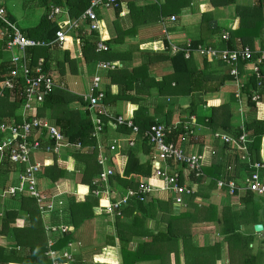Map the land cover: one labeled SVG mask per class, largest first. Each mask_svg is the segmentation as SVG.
<instances>
[{
	"label": "crops",
	"instance_id": "1",
	"mask_svg": "<svg viewBox=\"0 0 264 264\" xmlns=\"http://www.w3.org/2000/svg\"><path fill=\"white\" fill-rule=\"evenodd\" d=\"M41 1V0H40ZM6 2L8 0H0V6H3L6 9L7 14L10 16L13 23H16L14 16L11 15L9 9L7 8ZM252 0H234L233 5H227L224 7H213L211 6V0H119V11L115 13L116 8H104L99 7L95 8V13L97 16V21L100 26L99 32H96L94 35L93 32L88 30V23L80 21L78 24V28L68 32V40L64 44L62 48L57 47H48L50 48L49 55V62L50 65L49 74L53 78L54 83L57 85L58 88L56 89H64L68 91L71 95H75L82 100V96L87 94L89 91V84L91 82V78L95 74L96 62L93 66H87L84 64L82 59L77 57V53L82 47V42L85 39L90 38H97L95 41V49L96 44L100 41L104 42L105 45H108L107 42L112 40L109 49H112L117 52H132V58L127 61L128 66H139L142 61V56L138 54V51L142 52H150V53H168L171 56L172 54L169 52L170 44L176 45L181 50L184 49L189 43L191 45L193 42L199 40V38L204 35L205 33L201 32V21L202 15L205 13H212L213 20L215 21L216 25L225 30H235L239 25V19L235 14L236 6H248L252 5ZM30 0H26V5L23 6L30 11V15L32 17V22L34 21V25L31 22L30 28L36 27L43 15H45L44 6L39 3V8H30L29 7ZM14 5V4H13ZM49 5H53L51 1H49ZM48 5V6H49ZM62 9L65 12L61 18L56 19V25L58 27L65 26L69 21L76 20L77 18H71L67 9L62 8L60 6H55ZM8 9V10H7ZM36 11V12H35ZM103 11V12H102ZM110 11H113V14L110 15ZM174 17V20H171V17ZM80 17V16H79ZM78 17V18H79ZM26 24H30V21H26ZM60 25V26H59ZM25 28V29H30ZM60 29V28H59ZM58 29V30H59ZM22 30V29H21ZM122 33V41L121 43L114 44V40L118 38V34ZM224 33L228 32H223ZM125 34V35H124ZM210 35V34H209ZM229 38V35H228ZM34 40V39H33ZM228 40V39H227ZM223 40L222 36L219 38L217 33H214L207 37L206 42L198 46H209L215 48L217 50H228L225 47L226 41ZM35 41H43V40H35ZM3 51L2 57H0V63L2 62H9L11 53L13 51H7L5 49V43H3ZM149 44H157L156 48H144L145 45ZM255 52L260 50L259 46V39L255 40ZM197 46V47H198ZM242 47V46H241ZM249 47V46H248ZM35 48H42V47H35ZM46 48V47H45ZM240 48V47H239ZM233 50V49H232ZM96 51V50H95ZM66 52H68L67 59L75 61L76 71L72 70L69 71V64L66 62ZM61 53V54H60ZM8 54V55H7ZM18 54V50H14V55ZM26 56H28L31 61V66H34L40 59L45 62L44 56H39L38 58H34L33 55L30 54V49L27 48L25 50ZM7 55V56H6ZM184 56V55H183ZM194 63L196 64L197 68H203V61L207 60L209 64V71L216 72L217 75H222L223 73L229 74V67L224 63L217 61V60H208L204 59L198 55H192ZM190 57V58H191ZM185 58V57H184ZM189 58V59H190ZM188 59V58H185ZM99 62H108L115 64L118 66L117 68H121L122 64L119 61H99ZM241 68V69H240ZM91 71V74L88 72ZM240 77L239 82L242 84L241 91L244 93V85L248 82L249 78L254 76L252 74V64L249 63L245 66H239ZM62 73L64 75H62ZM149 76H153L155 81H161L162 77L169 76L171 74V67L168 63H162L153 66L149 69ZM102 75V74H101ZM103 76V75H102ZM103 79V78H102ZM256 79V78H255ZM105 86L106 82L102 80L101 89L105 95ZM237 91V86L235 80L227 81L216 94H207L203 95L202 97H193V95L189 96H173V97H166V98H158L155 95V92H152V96L150 98H146L145 101H141L138 105L132 104L131 102L126 101H119L117 104L110 103V104H103L104 110L112 116H122L124 118L132 119L135 113L138 110L139 106H143L144 114L147 116H153L154 124H163L165 120V114L162 113L161 115H154V109L160 105L165 106V110L172 112V120L170 126H178L181 124L179 120V112H183V110H188L192 102L198 105V109L196 115H192L188 117H181L184 119L182 126V130H184V126H189L190 130L192 131L191 135L186 134L185 130L183 131L184 134L181 136L184 137L186 134V139H179L177 141V146L182 148L186 153H199V154H206V160L204 161L203 171L205 168H208L213 160V157L216 156L217 151L223 147L224 144L220 139L214 137V134H222L227 135L231 138H234L231 135L233 132L230 130L228 132H219L215 131L212 132L208 129L204 124L201 125L198 123V117H208L210 115V108L208 105H204L201 102H211L217 105H225L230 104V102H236L239 108V111H236L234 108L231 107L232 112L236 116L233 120L232 129L233 131L238 129L239 137L242 134L241 131V124L244 126V122L246 120V113L247 111V102L240 104L237 99L235 98V94ZM119 92L118 87L116 85L110 86V93L112 95H116ZM260 94V100L256 104L255 109V116L258 120H264V93L261 91V88H258L257 91ZM253 92V93H255ZM252 93V94H253ZM245 94V93H244ZM246 95V94H245ZM134 97H139L133 95ZM252 96V95H251ZM161 100H165V104L161 102ZM167 101V102H166ZM196 101V102H195ZM83 102V101H82ZM84 103V102H83ZM210 104V103H209ZM21 105L17 108L15 114L19 117L20 121L29 120L31 119L30 116H22L21 115ZM45 108L44 105L39 108L36 112V117L45 118L49 123H51L61 134L63 137V143H68L70 146L68 148L62 147L59 153H54L53 151H48L46 146L51 145V148L54 146L53 140H46V131L42 130L40 133V145L41 148L39 151L35 152L34 155L31 157L32 162L42 164L44 163L42 168L36 173V180L38 187L41 191L44 192L49 198L52 197L54 205L52 210L47 214H42L38 207L39 213L41 215V219L43 222V229L46 236V248L47 250L52 249L60 254L63 250L68 251L72 256V262L69 264H105L96 262L94 257L99 255L103 252L105 248H112L115 252V257L117 260L116 264H121V257L119 252V239L116 237V229H115V220L116 215L108 213L105 208L109 206L111 200L119 198V194L126 192L128 189H123L118 184L112 185H105L99 186L96 191L92 192V195L97 199V201L93 204L91 203V213L92 216L83 221L82 224L78 228H74L73 224L71 223L70 218V201L75 202L76 204L84 203L86 198L90 194V188L88 184H82L81 179L83 170L82 165L79 163L78 159L75 157L77 153H81L86 155L90 153L92 148H84L79 142L73 143L66 139V137L61 133L60 128L53 124L52 119L49 118L48 115H39V112ZM69 110H76L79 112L80 118H84L85 115L89 114L90 121L92 124L91 118L94 116V113H90L88 107L86 105H82L77 102H71L68 104ZM191 118L192 121H191ZM3 122H10V121H1ZM153 124V125H154ZM152 126V125H151ZM245 129V128H244ZM128 131V130H127ZM127 131L119 130V128H114L109 124H105L103 131L99 134L98 139L95 137L91 138L95 140L96 144V161L99 155L106 156L107 163L105 167H100V172L104 168H111L113 169V161L117 165L120 173L123 172L127 160L128 155L133 152L137 156V158L141 162L150 161L152 156L154 155L153 147L139 135L133 136V134ZM130 131V130H129ZM92 132H93V124H92ZM246 132V130H245ZM249 135L250 133L246 132ZM134 137V143L132 146L129 145V142ZM146 142L145 143L143 142ZM79 145V147H78ZM114 145L116 147L115 152H110L109 146ZM230 149L237 152L238 155V165L241 164V168L239 167L236 169L235 163V155L231 156L228 153L233 151H228L226 155H228V162L225 168V178H232L238 186H240L246 177L249 167L246 163H242L240 161V153L236 151V148L233 144L228 145ZM82 149V151H80ZM87 152V153H86ZM249 154V153H248ZM250 159V157H249ZM264 159V137L261 139L260 145V160ZM55 161H61L65 165L66 175L63 178L58 179L55 182H51L50 180L46 179L43 175V169L49 166L54 165ZM252 162V161H251ZM6 164L0 168V170L8 168L11 166L12 170L10 172L3 173L2 178L0 179V190L6 188L9 185H14L17 181V174L22 171V167H18L16 165H8L5 167ZM173 169L180 173L182 180L190 185L195 186V193L192 195H196L200 189L207 185L208 179L204 174V179L196 180L190 174H187L184 168L172 164ZM240 166V165H239ZM247 166V168L245 167ZM228 167H232L231 172L227 171ZM174 171V170H173ZM99 172V173H100ZM239 173L237 178H234L235 174ZM261 177L264 179V171L261 173ZM96 181V179H95ZM94 181L95 185L96 182ZM240 183V184H239ZM102 184V183H101ZM156 186H159L155 189V191L151 194V198L153 199H162L168 200V192L162 191L160 189V182L156 181ZM80 187H84L85 191L81 192L79 190ZM243 191L240 192L237 196H232L230 193H227L223 190H217V188L213 189L211 192L210 199L204 200L200 198L195 199V203L198 206L203 204H212L218 207L220 210L223 206L229 205L231 208H241L240 199L245 194ZM191 196H189L190 198ZM186 198V197H185ZM184 198V199H185ZM7 200V201H5ZM188 198H186V201ZM5 202L0 201V210L6 209H14L16 210L18 201L19 200H9V198L4 199ZM155 204V203H154ZM133 206V205H131ZM188 205L185 203L182 207H177L174 204H163L162 209H158L156 205L148 206L145 209L144 215L142 216L143 225L141 227V231L138 232L140 235H132L131 233L127 235V237H131V240L128 244V250L136 251L138 249L139 244L150 241L148 237L144 235L147 232H152L153 236L159 237L158 233H165L166 227L168 224L167 214L178 215L180 212L186 210ZM88 208V207H87ZM129 206H125L121 209V216H118L121 221L125 223H129L132 216L123 217V212H127ZM87 210V209H86ZM103 218V220H98L97 218ZM22 223V222H20ZM256 225V224H255ZM254 224L251 225H244L241 227V232L246 235L252 237V243L250 245L252 252L250 254L257 255L258 250H262L264 252V232L255 233L253 230ZM46 227H66L67 232L64 233L63 236L70 233V239L66 246H64L61 250H56L55 243L57 240L62 239L57 232H52L50 230L45 229ZM145 230L147 232H145ZM217 227L212 224H202L198 225L192 229V240L190 244H193L198 247H207L212 246L217 242L222 240V237L219 236L217 233ZM132 235V236H131ZM152 239V237H151ZM156 245L154 248L150 249L148 256H162L164 253L167 255L170 253V260L171 263L174 261L175 250L170 248V244H173L170 240L168 241L167 238L159 237ZM160 241V242H159ZM49 242L52 243V246L49 247ZM222 243V252H221V259L216 261V264H228V252H227V245L224 242ZM10 242L5 237L0 236V246H5L7 248H11L12 246L9 245ZM98 244H104L103 246H98ZM161 244V245H158ZM183 247L184 244L182 241H178L177 244V254L179 256V264H185L184 255H183ZM102 249L101 252H97V249ZM46 250V251H47ZM46 253V252H45ZM164 255V256H166ZM46 257V255H45ZM48 259V258H47ZM59 261H63V259H59ZM51 262V261H50ZM261 262V261H260ZM52 264V263H51ZM138 264H159L158 261H150V262H141ZM168 264V262H166ZM262 264H264V256L262 258Z\"/></svg>",
	"mask_w": 264,
	"mask_h": 264
},
{
	"label": "trees",
	"instance_id": "2",
	"mask_svg": "<svg viewBox=\"0 0 264 264\" xmlns=\"http://www.w3.org/2000/svg\"><path fill=\"white\" fill-rule=\"evenodd\" d=\"M49 1L53 3V6H60L68 10L71 18H78L90 5L91 0H39V3L44 6L45 12L49 10ZM234 0H211V6L224 7L227 5H233ZM252 5L248 6H236L235 14L239 19V25L235 30H223L219 28L213 20L212 13H205L202 15L201 32L205 33L198 41L193 42L190 46L192 48L206 42L208 36L217 33L221 38L223 32H228L229 38L226 41L225 47L228 50L237 49L241 46H249L255 50V40L259 39L260 48L264 47V0H252ZM49 5V6H48ZM96 10H94L95 12ZM119 7L115 9V13H118ZM46 14V13H45ZM96 14V13H95ZM8 21L20 31V33L28 38L34 40H43L50 42L54 39L56 31L60 28L56 25V22H50L46 19V15H43L40 23L30 29H20L15 23L12 22L10 16L7 14ZM60 26V25H59ZM2 28L0 24V29ZM95 36L96 32H93ZM210 34V35H209ZM125 35V34H124ZM122 33L118 34V38L114 40V44L121 43ZM97 40V38H96ZM95 38L83 40L82 47L77 53V57L82 59L85 65L93 66L99 61H119L122 64L121 68L114 70H100L96 71L93 77L98 76L100 83L102 80L106 82L105 97L103 103L117 104L119 101L131 102L138 105L141 101H145L146 98L153 97L152 92L158 98H166L173 96H189L202 97L207 94H216L221 87L227 82L232 80L229 74L223 73L217 75L216 72L209 71V64L207 60L203 61V68H197L193 61V58L185 59L184 53L179 52L174 56L168 53H150L138 51V54L142 56V61L139 66H128L127 61L132 58V52H117L109 49L106 52L95 51ZM112 40L107 44L110 47ZM3 41L0 40V57H2ZM157 44L145 45L144 48H156ZM30 54L34 58L44 56L45 65L44 71L49 73L50 65L49 50L50 48H29ZM49 52V53H48ZM68 52H66L65 58L67 59ZM69 64V71H76L75 61L67 59ZM168 63L171 67V74L169 76L162 77L161 81H155L153 76H149V69L155 65ZM241 67V65H240ZM10 69V63H0V83L6 76ZM241 69V68H240ZM103 75H101L100 74ZM91 74V73H90ZM62 75H64L62 73ZM262 85L261 91L264 93V69L261 68ZM92 77V78H93ZM91 78V79H92ZM103 78V79H102ZM20 84V83H19ZM116 85L119 92L116 95L110 93V86ZM20 85H16L14 90H3L0 96V122L1 121H13L18 123L19 117L15 112L21 105L22 92L20 91ZM257 80L255 76L249 78L248 82L244 85V93L247 96V113L246 120L244 122V128L246 132L250 133L251 142L247 145L248 155L250 161L258 162L260 160V145L261 139L264 137V120H258L255 116L256 104L251 102L250 97L253 92L257 91ZM133 95L140 96L134 97ZM71 102H77L82 105H86L82 102L81 98L71 95L66 90L54 89V91L46 96L44 100V107L39 115H48L52 119L53 124L60 128L61 133L70 142H79L84 148H92L90 153L86 155L77 153L75 157L82 165V176L79 181L82 184H88L90 188V194L86 198L84 203L76 204L70 201V218L74 228H78L83 221L89 219L92 216L91 203H95L97 199L92 195L93 191H96L99 186H102L97 181L100 167L96 161V144L95 140L91 138L92 124L89 119L90 115L87 114L82 119L79 112L76 110H69L68 104ZM196 102V101H195ZM204 105H208L210 108V115L208 117H198L197 121L201 125H205L212 132H228L232 131L234 138L239 135L238 129H232L233 120L235 115L232 112L229 104L217 105L211 102H201ZM210 103V104H209ZM165 106L158 105L153 114L161 115L165 114V120L163 121L165 126L171 127L172 112L166 111ZM198 105L194 102L191 103L188 110L179 112V120L181 124L184 123V119L181 117H188L196 115ZM143 106H139L134 117L131 119L133 123L140 129L145 130L153 125V116H147L143 112ZM129 119V118H127ZM179 124L171 134L167 136L169 142L179 141L184 134L182 126ZM119 130L127 131L125 127H118ZM130 133L131 131H127ZM1 138V135H0ZM146 145V142L143 141ZM235 150V149H234ZM230 149L228 145H223L216 156L213 157L212 163L208 168L204 169V174L208 179L207 185L202 187L200 191L189 197L185 203L188 205L187 209L180 212L178 215L167 214L168 224L165 233H158L159 237L167 238L173 244H170V248L175 250L174 261L172 264H179V256L177 254L178 241H182L184 244L183 255L185 264H216V261L221 259L222 243L227 245V252L229 263L228 264H262V258L264 252L258 250L257 255L250 254L252 249L250 247L252 243V237L246 236L241 232V227L251 224H262L264 232V198L257 197L251 192H245L240 199L241 208H231L229 205L223 206L220 210L217 206L212 204H203L198 206L195 203L196 198L209 200L211 192L216 188V181L225 177V168L228 162V155H235L236 169L241 168V164L238 165L237 152ZM82 151V149L80 150ZM228 151H233L228 153ZM237 151V149H236ZM113 161L114 174L108 179V184H118L123 189L136 190L140 183L147 185H154L156 181H159L154 174L153 166L150 161L141 162L135 154L130 153L126 166L122 173H120L117 165ZM6 164V163H5ZM11 165L10 163H7ZM6 165L5 167H7ZM173 165L170 166L171 169ZM247 168V166H245ZM6 173L12 170L11 166L4 169ZM7 174V173H6ZM234 178L238 177L237 172ZM43 175L51 182H55L66 175L65 165L61 161H55L54 165L43 169ZM96 179V181H95ZM94 181L97 185H95ZM81 192L85 191L84 187H80ZM153 193V192H152ZM148 194L143 201L130 198L125 206H129L127 212H123V217L129 215L133 218L129 223H125L116 217L115 229L116 237L119 239V252L121 257V264H138L141 262L158 261L159 264L171 263L170 253L166 256H148L149 250L154 248L155 243L159 237L153 236L152 232H147L145 237H148L150 241L139 244L138 249L134 251L128 250V244L131 237H127L130 233L132 235L138 234L141 231L143 225L142 216L145 209L148 206L156 205L159 209H162L163 204L172 205L173 197L170 193L168 200L153 199L151 194ZM125 196V195H123ZM121 196V198L123 197ZM139 196V195H137ZM19 200L16 210L6 209L0 210V236L5 237L10 242L11 248L0 246V264H51L50 260L45 257L46 248V236L43 229V222L39 213L37 204L34 199L18 196L15 198H9V200ZM155 203V204H154ZM133 205V206H131ZM123 206L122 209L125 207ZM88 207V208H87ZM87 209V210H86ZM164 212V211H163ZM22 222V223H20ZM212 224L217 227L219 236L222 237L220 242L215 243L212 246L198 247L192 243V229L198 225ZM139 230V231H138ZM131 235V236H132ZM152 237V239H151ZM157 238V240H156ZM70 239V233L63 236L62 239L57 240L55 243V249L61 250ZM160 242V241H159ZM161 245V244H158ZM96 262L105 264H116L114 249L105 248L103 252L94 257ZM261 261V262H260Z\"/></svg>",
	"mask_w": 264,
	"mask_h": 264
},
{
	"label": "built area",
	"instance_id": "3",
	"mask_svg": "<svg viewBox=\"0 0 264 264\" xmlns=\"http://www.w3.org/2000/svg\"><path fill=\"white\" fill-rule=\"evenodd\" d=\"M118 4L119 0H91L89 7L79 18L69 21L65 26H60V29L55 33L54 39L50 42L35 41L24 37L8 21L6 9L0 6V24L2 26L0 29V40L5 43V49L7 51H13L9 60L10 69L0 83V96L3 90H14L16 85H20V91L22 92L21 115L31 117L29 120H23L18 123L13 121L0 123V168L5 163L22 167V171L17 174L16 183L0 190V198L29 197L35 200L42 214H48L52 210L54 202L52 197L49 198L39 189L36 180V173L42 168L44 163L32 162L31 157L41 148L39 136L42 130L46 131V140L54 141L52 148L51 145L46 146L48 151L51 150L58 154L62 147L68 148L70 146L68 143H63V137L51 123L45 118L36 117V112L43 106L46 96L50 95L58 87L50 74L44 71L45 62L43 63V60L40 59L34 66H31L32 59L26 56L25 50L35 47L62 48L68 40L67 33L77 29L80 21L88 23L89 31L99 32L100 26L94 12L95 8H116ZM64 13L62 9L50 5L45 15L48 21L55 22ZM170 19L174 20V17L172 16ZM222 38L223 40H227L228 34L224 33ZM187 44L182 50L176 45L170 44L169 52L172 54L183 52L184 57L188 59L192 55H198L204 59L217 60L228 65L229 75L235 80L237 86L235 98L240 104H243L247 100V96L241 91L242 84L239 82L240 65L243 67L249 63L252 64V74L257 80V87L261 88L263 78L261 68L264 69V47L255 52L248 46H242L233 50H217L209 46L192 48L189 43ZM14 50H18L17 55H14ZM95 50L96 52H106L109 50V47L100 41L96 44ZM115 68V64L108 62H98L96 65L98 71L114 70ZM104 97L100 78L95 76L89 84L88 93L82 96V101L86 104L90 113H94V116L91 118L93 124L92 137L98 139L105 124H109L114 128L125 127L131 131L134 137L139 135L145 139L154 149L151 164L155 177L160 182V189L172 195V203L175 206H184V198L192 196L195 193V186L184 182L180 173L175 169H171L170 166L175 164L184 168L186 173L190 174L196 180L204 179L203 165L206 160V154L186 153L177 144L169 142L167 136L173 132L176 126L168 127L163 124H154L145 130H140L131 119L109 115L103 108L102 101ZM250 100L253 103L259 102L260 94L258 92L253 93ZM189 128L187 125L184 126L187 136L192 134ZM240 128L242 134L237 138H231L227 135L217 133L214 134V137L220 139L224 144H233L235 146L240 153V161L246 163L249 167L248 173L240 186L230 177L217 180L216 188L217 190L230 193L232 196H237L240 192L248 191L257 197L264 198V179L261 177V173L264 171V159L258 162L250 161L247 145L251 141L248 133L245 132L243 124H241ZM186 134L181 139H186ZM134 137L129 142L130 146L134 143ZM109 150L110 152H115L116 147L111 145L109 146ZM97 163L99 166L105 167L107 163L106 156L99 155ZM231 169L232 167H228L227 171L231 172ZM113 174V169L104 168L98 174L97 181L107 185L108 179ZM157 187L159 188L156 185L140 183L136 190L128 189L122 198L119 197L111 200L105 210L108 213L121 216V209L130 198L135 197L143 201ZM45 229L57 232L61 237L67 232L66 227H46ZM48 245L51 247L52 243L49 242ZM45 255L52 264H69L72 262V256L66 250L58 254L56 251L49 249ZM59 259H63V261H59Z\"/></svg>",
	"mask_w": 264,
	"mask_h": 264
},
{
	"label": "rangeland",
	"instance_id": "4",
	"mask_svg": "<svg viewBox=\"0 0 264 264\" xmlns=\"http://www.w3.org/2000/svg\"><path fill=\"white\" fill-rule=\"evenodd\" d=\"M14 4V5H13ZM7 8L9 9L10 13L12 16H14L15 20H16V25L20 28V29H25V28H30V26L33 24L34 25V21L32 22V17L30 15V11L28 12V9L23 7L26 5V0H8V2H6ZM29 7L30 8H39L38 6V0H30L29 3ZM6 8V7H5ZM7 9V10H8ZM36 12V11H35ZM103 12V11H102ZM113 14V11H110V15ZM26 21H30V24H26ZM32 22V24H31ZM61 54V53H60ZM8 55V54H7ZM6 55V56H7ZM89 73H91V71H88ZM101 74V72H100ZM162 103L165 102V100H161ZM167 102V101H166ZM165 104V103H164ZM231 107L234 108L236 111H239L238 105L237 103L234 102H230ZM238 117V115H235ZM3 170H0V179L2 178L3 175ZM240 184V183H239ZM126 192H123L121 194H119V196H123L125 195ZM0 201H7L3 198H0ZM98 220H103V218H97ZM104 244H98L97 247H101ZM98 253L102 251V249L100 250L99 248L96 250ZM163 255H166L165 253Z\"/></svg>",
	"mask_w": 264,
	"mask_h": 264
},
{
	"label": "water",
	"instance_id": "5",
	"mask_svg": "<svg viewBox=\"0 0 264 264\" xmlns=\"http://www.w3.org/2000/svg\"><path fill=\"white\" fill-rule=\"evenodd\" d=\"M253 230L255 233H260L263 231V225L262 224H256L253 226Z\"/></svg>",
	"mask_w": 264,
	"mask_h": 264
}]
</instances>
